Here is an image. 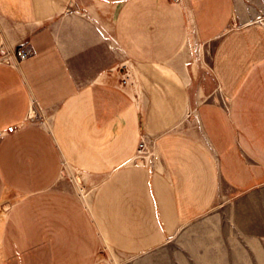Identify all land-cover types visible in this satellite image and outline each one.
I'll return each mask as SVG.
<instances>
[{"label":"crops","instance_id":"0c3cea01","mask_svg":"<svg viewBox=\"0 0 264 264\" xmlns=\"http://www.w3.org/2000/svg\"><path fill=\"white\" fill-rule=\"evenodd\" d=\"M262 21L264 0H0V264H264Z\"/></svg>","mask_w":264,"mask_h":264},{"label":"rangeland","instance_id":"374dc122","mask_svg":"<svg viewBox=\"0 0 264 264\" xmlns=\"http://www.w3.org/2000/svg\"><path fill=\"white\" fill-rule=\"evenodd\" d=\"M135 158H136V154H135ZM66 172H67L68 178L72 181L73 185L78 190L80 196L82 198L88 199L91 196V193H92V190H93V185H91V183H87L83 178H81L79 176L77 177L76 173L74 175L72 172H69V170L66 171ZM174 251H175L174 250V246H170V245L167 244L166 246L158 248L155 251L149 253V255L168 256L170 254H173ZM102 259H103V261H102L101 264H111V263L112 264H153L151 262H144V261L148 260L147 256L140 257L138 259L139 262L138 261L136 262V260H134V261H130V263H128V262H126V263H117V262H114L115 255L112 254V252L108 251L107 249L103 250ZM165 264H167V263H165Z\"/></svg>","mask_w":264,"mask_h":264},{"label":"built area","instance_id":"2783aa9c","mask_svg":"<svg viewBox=\"0 0 264 264\" xmlns=\"http://www.w3.org/2000/svg\"><path fill=\"white\" fill-rule=\"evenodd\" d=\"M17 56L21 57V58H25L27 56V52L24 49H21L19 51L16 52ZM8 131H12L13 127L10 126L7 128ZM136 158L140 159V160H144L146 159L149 155L150 152L148 151L147 145L145 143V141L141 140V142L139 143L138 149L136 151Z\"/></svg>","mask_w":264,"mask_h":264}]
</instances>
